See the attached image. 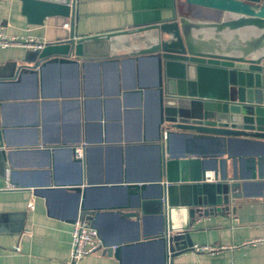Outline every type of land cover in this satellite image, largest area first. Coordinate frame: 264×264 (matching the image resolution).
Listing matches in <instances>:
<instances>
[{
    "label": "crops",
    "instance_id": "obj_1",
    "mask_svg": "<svg viewBox=\"0 0 264 264\" xmlns=\"http://www.w3.org/2000/svg\"><path fill=\"white\" fill-rule=\"evenodd\" d=\"M178 2L75 0L76 35L167 20ZM0 29L45 40L61 34L31 23L22 0H0ZM28 50L0 47V264H69L72 228L80 218L98 230L102 249L79 264H264V240L246 243L264 238L259 179H247L246 201L235 212L198 218L190 229L194 245L172 257L160 239L163 216L149 205L142 209L160 196L156 175L159 144L165 143L164 129L158 138L154 58L84 60L73 54L13 79ZM82 144L78 160L75 148ZM170 144L176 151L185 147L178 136ZM229 153V168L247 173L245 159L263 154L264 145L234 141ZM195 245L221 248L198 251Z\"/></svg>",
    "mask_w": 264,
    "mask_h": 264
},
{
    "label": "water",
    "instance_id": "obj_2",
    "mask_svg": "<svg viewBox=\"0 0 264 264\" xmlns=\"http://www.w3.org/2000/svg\"><path fill=\"white\" fill-rule=\"evenodd\" d=\"M22 1L31 23L61 34L28 50L13 79L73 54L156 60L158 138L163 129L166 137L159 144L160 196L142 209L149 205L163 216L160 239L169 257L194 245L190 229L198 218L235 212L246 201L247 179L264 183V153L245 159L247 173L228 166L232 142L264 145V0H179L173 18L87 36L76 35L75 0ZM2 134L0 123V146ZM176 136L184 149L171 147ZM83 212L90 210L83 206Z\"/></svg>",
    "mask_w": 264,
    "mask_h": 264
},
{
    "label": "built area",
    "instance_id": "obj_3",
    "mask_svg": "<svg viewBox=\"0 0 264 264\" xmlns=\"http://www.w3.org/2000/svg\"><path fill=\"white\" fill-rule=\"evenodd\" d=\"M47 44V40L33 35L14 36L5 33L0 29V47H24L32 50L43 48ZM166 137V133L164 134ZM86 144H82L75 148V155L82 158L85 153ZM209 176V175H207ZM264 238L250 240L246 243H257L263 241ZM198 251L215 252L221 247L209 245H195ZM102 249V243L99 238L98 230L93 226L92 222L86 218L76 220L72 228V240L69 264H79L80 261L95 252Z\"/></svg>",
    "mask_w": 264,
    "mask_h": 264
}]
</instances>
